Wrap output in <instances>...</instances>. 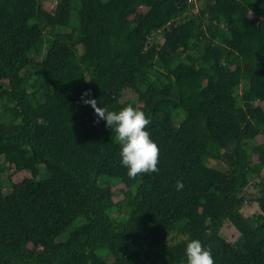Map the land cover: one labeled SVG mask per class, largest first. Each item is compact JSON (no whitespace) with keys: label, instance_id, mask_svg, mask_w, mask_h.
I'll use <instances>...</instances> for the list:
<instances>
[{"label":"trees","instance_id":"obj_1","mask_svg":"<svg viewBox=\"0 0 264 264\" xmlns=\"http://www.w3.org/2000/svg\"><path fill=\"white\" fill-rule=\"evenodd\" d=\"M87 90L145 113L158 173L129 179ZM259 103L264 0H0V177L24 176L0 188V264H186L189 239L264 264Z\"/></svg>","mask_w":264,"mask_h":264},{"label":"clouds","instance_id":"obj_2","mask_svg":"<svg viewBox=\"0 0 264 264\" xmlns=\"http://www.w3.org/2000/svg\"><path fill=\"white\" fill-rule=\"evenodd\" d=\"M91 95V90L85 91L81 100L90 105L97 119L105 121V126L115 133V140L120 145L119 155L121 165L127 169L129 179H136L144 174L159 172V146L152 140L147 127L151 121L138 107L128 104L119 111L109 110L102 106L98 107L96 99H84ZM175 188L182 191L184 184L176 181ZM186 264H215L210 248H205L200 240L189 239L185 247ZM180 264H185L181 261Z\"/></svg>","mask_w":264,"mask_h":264},{"label":"rangeland","instance_id":"obj_3","mask_svg":"<svg viewBox=\"0 0 264 264\" xmlns=\"http://www.w3.org/2000/svg\"><path fill=\"white\" fill-rule=\"evenodd\" d=\"M58 1L59 0H51L53 5H55ZM62 31H63V29H56V30H53L52 32L58 33V32H62ZM157 38H158V41H161V37L158 36ZM132 96H133V94L131 92H127L125 95L126 99H130V98H132ZM259 105L264 108V103L263 104L259 103ZM263 141H264V138L259 140V142H263ZM0 163H1V161H0ZM9 176H10V179L13 180V182L15 181L16 183L22 181L23 177H24V176L17 177L16 175H14L13 171H5V173L2 174L0 177V188H3V191L5 194H9L12 190L11 189V181H9ZM258 183H259V178L253 180L251 185L248 187V189L245 190L244 195L246 196L248 203L242 209V213L246 217H250V216L260 212L259 205L255 201H253L258 196V192H259ZM119 199L120 198H118L117 200H119ZM70 231H71V228L68 229L67 234H69ZM221 236L223 238H225L228 242L235 243L239 240L240 233L231 223L225 222L224 227H223L222 232H221ZM107 261L109 263H112V259L110 257L107 258Z\"/></svg>","mask_w":264,"mask_h":264}]
</instances>
